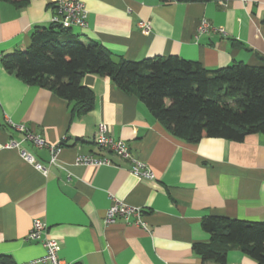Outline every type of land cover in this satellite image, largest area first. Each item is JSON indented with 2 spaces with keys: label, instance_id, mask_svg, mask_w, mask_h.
<instances>
[{
  "label": "crops",
  "instance_id": "obj_1",
  "mask_svg": "<svg viewBox=\"0 0 264 264\" xmlns=\"http://www.w3.org/2000/svg\"><path fill=\"white\" fill-rule=\"evenodd\" d=\"M77 1L87 11V25L68 33L95 40L115 58L175 55L209 69L233 62L264 66V0ZM55 13L49 0H28L21 7L0 0V261L20 264L44 254L41 242L27 238L32 219L39 218L66 264H256L236 248L224 263L204 261L192 245L209 240L201 226L205 216L264 221V133L239 142L178 139L137 96L89 73L81 82L93 92V107L73 116L67 100L25 83L1 64L3 55L28 45L34 26H49ZM203 18L212 28L199 33ZM140 20L149 22L148 34L141 32ZM9 121L46 146L22 140ZM100 122L155 179L135 176L128 161L94 144ZM10 140L19 146L7 147ZM50 145L58 146L55 163ZM78 155L111 163L77 164ZM113 199L140 207L146 229L134 217L105 223Z\"/></svg>",
  "mask_w": 264,
  "mask_h": 264
},
{
  "label": "trees",
  "instance_id": "obj_2",
  "mask_svg": "<svg viewBox=\"0 0 264 264\" xmlns=\"http://www.w3.org/2000/svg\"><path fill=\"white\" fill-rule=\"evenodd\" d=\"M4 1L21 7L28 0ZM1 64L25 83L67 100L73 116L93 107V92L81 82L89 73L107 77L123 92L137 96L178 139L239 142L248 134L264 133L263 65L233 62L209 69L175 55L139 61L115 58L95 40H84L55 23L34 26L28 45L3 55ZM201 226L209 240L195 242L192 248L204 261L224 263L227 252L236 248L264 264V221L205 216Z\"/></svg>",
  "mask_w": 264,
  "mask_h": 264
},
{
  "label": "built area",
  "instance_id": "obj_3",
  "mask_svg": "<svg viewBox=\"0 0 264 264\" xmlns=\"http://www.w3.org/2000/svg\"><path fill=\"white\" fill-rule=\"evenodd\" d=\"M56 9V13L51 20V23L58 24L62 28L69 29L73 26L84 28L87 25L86 14L87 11L84 5L77 0H49ZM138 26L144 34L150 32V24L148 21L140 20ZM212 28V25L206 20L201 19L198 25V32L202 33ZM11 127L19 133L23 134L22 140L30 141L36 147L46 146V142L40 136L28 131L21 124H14L9 121ZM94 144L100 149H106L112 152L117 157L129 162L130 171L137 177L145 178L148 180L155 179L153 172L150 168L141 160L137 159L131 152L129 145L122 139L113 138L107 133V127L105 123H98L96 132L93 138ZM7 147H18L19 142L10 140ZM57 145H50V163H55ZM21 155L24 156L29 162H34L33 157L30 154H26L25 150L21 149ZM77 164H110L111 160L107 157H98L94 155H78L75 158ZM36 169L43 173H46V168L41 163L35 162ZM130 217H134V224L146 229L145 221L143 220L142 209L140 207L129 206L122 203L117 199H113L111 204L106 208L104 222L112 223L117 218H122L127 221ZM46 224L39 218L32 219L31 227L27 233V238L34 241H39L45 249L43 255L31 259L29 261L22 262L20 264H66L58 256L59 243L56 239L49 237L45 233Z\"/></svg>",
  "mask_w": 264,
  "mask_h": 264
}]
</instances>
